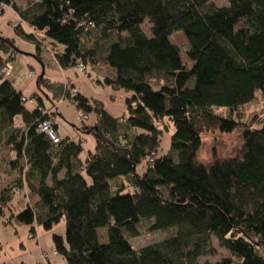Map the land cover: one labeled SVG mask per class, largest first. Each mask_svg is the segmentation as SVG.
I'll use <instances>...</instances> for the list:
<instances>
[{
    "label": "trees",
    "instance_id": "obj_1",
    "mask_svg": "<svg viewBox=\"0 0 264 264\" xmlns=\"http://www.w3.org/2000/svg\"><path fill=\"white\" fill-rule=\"evenodd\" d=\"M211 1L33 0L19 8L0 0V15L10 7L19 17L15 33L36 49L45 42L62 70L104 67L113 75L100 84L128 94L115 118L73 86L38 76V90L52 95L45 109L39 93L27 105L0 75V154L11 177L0 185L5 224L33 236L36 225L50 230L63 220V236L52 240L66 264H264V0ZM177 31L189 66L169 39ZM16 52L0 35V68L2 55L13 61ZM256 92L261 113L244 123L242 108ZM60 100L76 107L79 120L95 115L78 128L93 137L92 150L55 132ZM43 122L56 142L40 131ZM170 127L169 148L157 156ZM237 129L241 146L232 156L197 159L203 133ZM14 189L25 202L18 208ZM143 221L166 235L134 248L128 238ZM214 242L227 256L201 262L216 255Z\"/></svg>",
    "mask_w": 264,
    "mask_h": 264
},
{
    "label": "crops",
    "instance_id": "obj_2",
    "mask_svg": "<svg viewBox=\"0 0 264 264\" xmlns=\"http://www.w3.org/2000/svg\"><path fill=\"white\" fill-rule=\"evenodd\" d=\"M0 17V32L2 31L5 37L13 39L14 45L18 50V52L14 54L13 66L10 74V81L17 91L22 92L24 96L28 97L36 92L39 94L43 93L44 107L45 109H49L50 106L47 105V101H49L50 96L52 95L50 94V91H47L46 88L42 86L41 91L38 90L36 79L38 76H40L42 77L43 81L48 83L62 85L67 84L73 86L82 96L86 98H93L100 102L103 105L104 110L112 117L116 118L124 113V99L128 94L120 90H112L109 87L102 86L99 81L102 79V77L112 76L113 72L111 70H108L104 67H94L93 69L95 71L97 89L95 90L94 95H84L74 84L73 80L68 74V71L62 70L57 65L52 53L49 50V47H46L45 42H42V44L39 46V49H36L35 45L32 43V46L28 47L27 53H25L23 49H20V47L16 45L14 39L16 34L15 31L7 29L10 22L20 23L18 15L12 10V8L5 7ZM23 29L28 31L24 25ZM33 46L34 49H32ZM16 54L18 55L17 57ZM17 58H19L21 62L20 71L23 72L24 70L26 72L27 78H33L32 81L28 82L26 77L21 81H18V74L20 75V73L18 67L15 66L16 61L18 62ZM27 68L32 70L26 71L28 70ZM34 70H39L38 74ZM13 72L14 77H12ZM89 93L92 94L90 91ZM52 111H56V115L60 114L58 112L57 104L56 109H52ZM20 120V117H16L15 123H19ZM94 120L91 121L88 117H86L85 123L91 124L94 122ZM53 124L56 125L55 132L57 135L62 137L59 135L58 125L55 122V116ZM66 132V136L64 137L82 139L83 147L86 151L93 149L94 140L88 141V138L85 137L87 135L79 131L78 128L76 129L75 134L67 130ZM63 234L64 222L63 225L57 228L52 227L50 230H44L42 227L36 225L32 238H29L28 236H30V233L28 232V227L17 224H5L2 218H0V264H66L65 260L56 253L52 240L53 235L63 236Z\"/></svg>",
    "mask_w": 264,
    "mask_h": 264
},
{
    "label": "rangeland",
    "instance_id": "obj_3",
    "mask_svg": "<svg viewBox=\"0 0 264 264\" xmlns=\"http://www.w3.org/2000/svg\"><path fill=\"white\" fill-rule=\"evenodd\" d=\"M33 0H15L17 6L19 8L25 7L29 2H32ZM212 3H214L218 7L226 6L228 0H212ZM1 16V15H0ZM1 18V17H0ZM19 23L16 22H10L8 25V30H14V28L18 25ZM143 29L147 35V37H150V31L148 28L144 27ZM0 35L4 38L5 37L4 33L1 31ZM40 36V34H38ZM10 39V38H8ZM15 43L17 46L20 47V49H23L25 53H27L28 47L32 46L31 42H28L21 38L19 35L15 34ZM170 41L175 44L180 51L181 58L185 64L189 66L190 62L185 56V51L188 48L187 42L184 38V35L182 32L177 31L174 32L170 35L169 37ZM32 48V47H31ZM34 49V46L33 48ZM34 51V50H33ZM20 52V50H19ZM18 55L16 54V57ZM11 58V55L9 57V61L12 62L13 66V61ZM14 58V57H13ZM18 62L16 61L15 66L18 67L19 73L18 74V81H21L23 78L26 77V72L23 70L20 71L21 68V62L19 58H17ZM8 61V62H9ZM12 66H11V71H12ZM28 70L26 71H31L32 69L27 68ZM37 74L39 70H34ZM68 74L70 75L71 79L73 80L74 84L77 86L78 89H80L81 93L84 95H94L95 90L97 89L96 81H95V71L91 67H87L85 72H78L77 68H71L67 69ZM48 73V71H47ZM22 76V77H21ZM12 77H14V72L12 73ZM27 78V77H26ZM13 79V78H12ZM28 82L32 81L33 78H27ZM11 80V79H10ZM92 92V94L89 93ZM43 94V93H42ZM39 94L42 98H44V95ZM27 98V96H25ZM52 96H50L51 98ZM47 105L51 106L50 101H47ZM58 106V112L60 114L55 115V122L58 125V132L59 135L64 137L66 136V130L71 131L73 134L76 133V129L81 127L82 122H86V118L84 116L81 117V121L78 119V116H80L79 112L77 111L76 107L66 101L62 102H57ZM51 108V107H49ZM220 113L222 115H226V110L224 108H218ZM262 109V100L261 96L258 92L255 94V98L253 99L252 102L247 104L242 108V122L244 123H249L250 118L255 115V114H260ZM87 117L89 120H94L95 115L93 113L88 114ZM79 130V129H78ZM173 133L172 127H170L167 131H164L162 136L159 138V149L157 151V156H160L164 154L167 149L169 148V142H170V136ZM88 138V141L93 140V137L89 135L88 133H84ZM241 129H237L231 134H222L217 131H212V132H205L201 135V146L197 154V159L199 161L203 162H209L213 159V157L216 158H226L232 156L236 150L239 149L241 146ZM7 160V155L2 153L0 154V173L2 177L4 178L3 183L0 185H5L7 182L6 179H10L8 175H6V168H5V161ZM145 171V163L140 164L137 167V173L142 174ZM6 175V176H5ZM19 201V202H18ZM24 201L20 200L18 196L14 195V200H13V206L15 208L21 207L24 205ZM63 225V220H60L56 225L53 227H59ZM149 226L148 221H143L142 224L138 227L139 230V235L134 238H128V241L134 248H139L141 246L150 244V243H156L161 241L165 237V232L162 231H155V232H149L147 230V227ZM99 234L103 237L104 236V230L99 231ZM29 238H32V236H28ZM214 245L216 247V255L211 256V257H202L200 261H210V262H215L218 261L221 257L227 256L226 251L219 247L217 243L214 242Z\"/></svg>",
    "mask_w": 264,
    "mask_h": 264
},
{
    "label": "built area",
    "instance_id": "obj_4",
    "mask_svg": "<svg viewBox=\"0 0 264 264\" xmlns=\"http://www.w3.org/2000/svg\"><path fill=\"white\" fill-rule=\"evenodd\" d=\"M10 57L9 53H6L5 55H2V59L4 60V65L0 68V75L10 81V74H11V66L12 62H10L8 59ZM9 61V62H8ZM79 72H83L85 70V67L82 65L78 66ZM76 90L72 89L71 94H75ZM22 101L26 103L27 105H32L33 104V99L23 97ZM63 100H60L59 102H62ZM40 131L46 133L52 140L53 142L57 141V138L55 137L54 133L51 130L50 123L49 122H43L40 126ZM14 195L19 196V191L17 189L13 190Z\"/></svg>",
    "mask_w": 264,
    "mask_h": 264
}]
</instances>
